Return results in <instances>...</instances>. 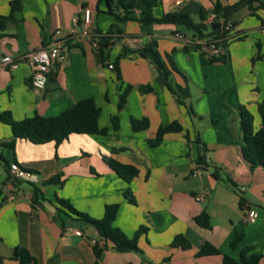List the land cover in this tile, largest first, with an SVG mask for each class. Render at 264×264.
I'll use <instances>...</instances> for the list:
<instances>
[{
	"label": "crops",
	"instance_id": "obj_1",
	"mask_svg": "<svg viewBox=\"0 0 264 264\" xmlns=\"http://www.w3.org/2000/svg\"><path fill=\"white\" fill-rule=\"evenodd\" d=\"M176 1L161 0L154 15L180 11L201 22L204 11L212 29L214 6L238 0ZM86 6L95 15L92 36L79 32L73 36L74 20L81 18ZM104 9V0H21V9L0 30V55L18 58L54 42H64L68 48L44 90L33 87L32 69L25 60L3 70L0 112L10 111L15 120L35 113L54 116L91 97L101 109L100 126L109 130L106 135L73 133L59 145L19 138L15 148L0 147L9 164L17 162L27 173L15 178L8 166L4 174L0 170V264H20L12 258L17 246L28 248L39 264H93L97 230L61 210L58 197L94 218L104 216L107 204H118L113 226L128 237L147 227L138 241L141 251L121 252L109 244L100 264H223V254L239 260L247 246L252 247L248 254L263 255L259 264H264V168H252L244 158L241 118L245 106L253 114L255 129L262 126L264 10L256 16L244 7L228 34L227 61H213L204 47L209 38H200L183 25L141 23L136 19L143 17V7L130 12L128 20ZM114 9L124 14L116 0ZM11 11V0H0V16ZM104 36L111 39L105 60L95 46ZM148 45H154L168 67L179 70H173L170 86L151 51L140 52ZM115 115L116 129L111 120ZM132 117L147 118L149 127L135 131ZM174 121L184 131L169 133L160 145L151 146L148 139L159 127ZM12 136L0 117V141ZM201 147L207 166L197 163ZM108 159L137 166L139 175L124 180ZM197 168L201 172L194 175ZM61 172L63 185L43 184ZM35 188L39 193L33 202ZM127 190L136 203L127 198ZM250 210H256V217L249 222ZM203 212L209 216L210 228L195 219ZM177 235L189 240L191 247L173 246ZM239 235L242 239L232 247ZM208 243L222 254L199 256Z\"/></svg>",
	"mask_w": 264,
	"mask_h": 264
},
{
	"label": "trees",
	"instance_id": "obj_2",
	"mask_svg": "<svg viewBox=\"0 0 264 264\" xmlns=\"http://www.w3.org/2000/svg\"><path fill=\"white\" fill-rule=\"evenodd\" d=\"M102 0H100L101 2ZM106 9L102 12L117 16L121 20L131 19L129 13L136 8L143 7V17L136 19L141 23H172L185 26L188 30L193 31L200 38H213L217 40V44L221 49L217 55H209V58L213 61L223 60L227 61L228 55L224 53L227 46L228 31L223 28L217 30L210 29L205 20L207 19V13L204 11L201 13L202 21L195 22L194 19L185 12H167L161 17L154 15V8L160 3L161 0H116V2L123 8L124 14L120 15L114 9L115 0H104ZM248 7L252 14L259 16L257 11L259 9L264 10V0H238L233 4L221 5L217 3L212 13L215 17H219L224 21L234 20V17L244 8ZM21 9V0H11V14L9 16H0V30L6 28L8 22L13 19V13ZM111 45V39L109 36L100 37L97 50L101 57L105 60L108 58V48ZM146 50L151 51L154 62L160 74L165 78L167 84L170 86L169 78L173 73V70L179 71L176 67H168L165 60H163L160 52L154 47V45H148L145 48H141L140 52L144 54ZM115 65V64H114ZM125 97L123 96L122 103H124ZM259 112L262 119V126L259 129L254 127V117L251 111L245 107H241L242 127L244 132V145L243 155L244 158L250 163L252 168L261 166L264 168V102L259 104ZM101 109L91 97L84 98L77 101L70 108L62 111L54 116H44L40 113H35L33 116L26 117L22 120H15L10 111L0 112L1 120L8 124L12 130V139L10 141H0V147L9 146L15 148L16 140L19 138L28 139L35 144H44L54 141L56 145L61 144L64 140L68 139L73 133L78 134H90V135H106L108 134V128L100 126ZM112 123L118 128L119 117L113 116ZM132 127L135 131L145 130L149 127V120L147 118L138 119L132 117ZM184 131L183 125L174 121L167 125L160 126L155 137L148 139L151 146H158L164 140L165 136L169 133ZM188 138V132H186ZM200 145V139H197ZM202 146V145H200ZM204 147H201L197 163L200 166H207V160L202 151ZM0 158L5 162L6 167L10 168L8 161L0 154ZM109 165L115 170V172L124 180L130 182L139 175V168L133 164L123 163L116 159H108ZM215 177H219V174L215 171L213 173ZM229 182L232 180L227 179ZM65 182L64 173H58L46 179L43 184H61ZM38 189H34L33 202L38 199ZM127 198L136 203L131 190L125 192ZM58 207L63 210L67 215L83 220L92 225L98 232L99 239L94 241L92 248L95 255L93 264H100V258L108 248L109 244H112L113 248L118 251H141L138 241L142 234L147 233L148 229L145 226L139 227L132 237H128L120 228L113 226L118 212V204H107L105 207V213L102 218H94L87 213L78 210L68 199L58 197ZM196 221L199 225L210 228L209 216L203 212L196 216ZM242 235L237 236L231 243L232 247H236L239 240L242 239ZM173 246H181L182 248H190L191 243L183 235H177L172 243ZM252 247L247 246L242 250L240 259H235L229 254H223V264H259L262 254L251 251ZM222 254V251L208 243L199 252V256L203 255H218ZM12 258L19 261L20 264H39L36 257L31 251L23 246H17L12 254ZM0 262H3V258L0 255Z\"/></svg>",
	"mask_w": 264,
	"mask_h": 264
},
{
	"label": "built area",
	"instance_id": "obj_3",
	"mask_svg": "<svg viewBox=\"0 0 264 264\" xmlns=\"http://www.w3.org/2000/svg\"><path fill=\"white\" fill-rule=\"evenodd\" d=\"M184 0H177V4H181ZM215 15H213V18ZM216 18V17H215ZM214 18V19H215ZM221 27L228 34L232 32L234 27L233 20L224 21L220 18ZM95 22L94 11L91 7L86 6L83 8V13L81 18L74 20V27L72 28L71 35L75 36L78 32L81 36H92V29ZM80 27V31L77 28ZM78 35V34H77ZM182 37L183 35L177 34ZM95 46L98 47V41H95ZM204 47L208 55H217L220 53L221 48L217 44V40L209 38L204 41ZM68 48L64 42H54L52 44L40 47L38 49L32 50L21 57L14 58L9 54L0 55V74L3 70L10 68H16L19 63L23 60L27 61L32 69V85L38 90H44L48 86L50 81V76L53 69L60 63L64 61L67 57ZM111 69H115L113 63L109 64ZM10 171L15 178H24L27 173L21 168L19 163L13 162L10 164ZM201 170L199 168L195 169L194 175L200 174ZM199 200L203 199L202 196L198 197ZM256 217V210H250L248 214V221H253Z\"/></svg>",
	"mask_w": 264,
	"mask_h": 264
},
{
	"label": "water",
	"instance_id": "obj_4",
	"mask_svg": "<svg viewBox=\"0 0 264 264\" xmlns=\"http://www.w3.org/2000/svg\"><path fill=\"white\" fill-rule=\"evenodd\" d=\"M236 18V16L234 17V19ZM212 29L213 30H217L221 27V21L219 17H216L215 19H213L212 23H211Z\"/></svg>",
	"mask_w": 264,
	"mask_h": 264
},
{
	"label": "rangeland",
	"instance_id": "obj_5",
	"mask_svg": "<svg viewBox=\"0 0 264 264\" xmlns=\"http://www.w3.org/2000/svg\"><path fill=\"white\" fill-rule=\"evenodd\" d=\"M0 150H1L2 152L5 151L4 148H0ZM9 158H11V156H9ZM4 167H5V162H4L3 160H0V170L2 171L3 174L5 173V172H4Z\"/></svg>",
	"mask_w": 264,
	"mask_h": 264
}]
</instances>
